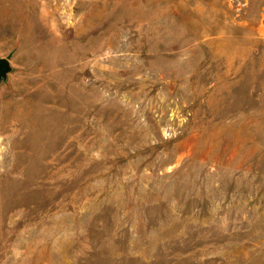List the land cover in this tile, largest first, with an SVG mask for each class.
Returning <instances> with one entry per match:
<instances>
[{
	"label": "rangeland",
	"instance_id": "obj_1",
	"mask_svg": "<svg viewBox=\"0 0 264 264\" xmlns=\"http://www.w3.org/2000/svg\"><path fill=\"white\" fill-rule=\"evenodd\" d=\"M0 264H264V0H0Z\"/></svg>",
	"mask_w": 264,
	"mask_h": 264
},
{
	"label": "water",
	"instance_id": "obj_2",
	"mask_svg": "<svg viewBox=\"0 0 264 264\" xmlns=\"http://www.w3.org/2000/svg\"><path fill=\"white\" fill-rule=\"evenodd\" d=\"M8 71V63L5 60H0V78Z\"/></svg>",
	"mask_w": 264,
	"mask_h": 264
}]
</instances>
